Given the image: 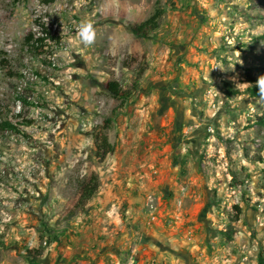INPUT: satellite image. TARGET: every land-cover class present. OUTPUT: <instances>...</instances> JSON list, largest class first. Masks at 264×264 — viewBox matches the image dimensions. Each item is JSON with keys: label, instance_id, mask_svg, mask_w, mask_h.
<instances>
[{"label": "rangeland", "instance_id": "obj_1", "mask_svg": "<svg viewBox=\"0 0 264 264\" xmlns=\"http://www.w3.org/2000/svg\"><path fill=\"white\" fill-rule=\"evenodd\" d=\"M156 8L158 28L133 36L127 24ZM29 32L45 37L39 52ZM262 33L264 0H0V119L18 128L0 131V246L17 243L20 217L44 218L42 204L65 219L89 174L107 168L95 134L115 146L126 104L136 144L118 171L139 172L140 186L133 205L108 209L117 222L92 264H257L264 96L246 88L264 80ZM109 79L127 101L103 88Z\"/></svg>", "mask_w": 264, "mask_h": 264}, {"label": "crops", "instance_id": "obj_2", "mask_svg": "<svg viewBox=\"0 0 264 264\" xmlns=\"http://www.w3.org/2000/svg\"><path fill=\"white\" fill-rule=\"evenodd\" d=\"M108 45L110 46L109 43ZM142 94H146L145 90ZM126 107L124 104L116 117L119 135L114 151L106 155L107 168L105 171H95L99 185L96 194L87 202L88 209L57 223L51 216L50 209L46 210L47 207L50 208L47 203V206L42 204L37 207L44 218H38L37 215L31 218L20 217L16 221L17 232L11 234L17 243L10 247L6 245L8 241L1 243L0 264H28L25 249L39 247L43 249L39 264H92L91 257L96 255L99 246H104L103 237L107 235L110 225L117 222L112 210L108 209L119 207L124 200L129 205L137 200L130 193L133 188L140 186V173L127 177L122 171H118L120 165L131 158L135 151V148L130 151L129 147L136 144L124 137L125 128H132V120L129 123L128 117L122 114ZM44 221L53 229V234L57 233V239L47 237Z\"/></svg>", "mask_w": 264, "mask_h": 264}, {"label": "trees", "instance_id": "obj_3", "mask_svg": "<svg viewBox=\"0 0 264 264\" xmlns=\"http://www.w3.org/2000/svg\"><path fill=\"white\" fill-rule=\"evenodd\" d=\"M162 9L156 8L153 13L145 20L139 23H129L127 24L128 29L135 37L140 38H149L153 31L158 28L159 19L162 15ZM40 28L42 32L46 34L45 27L41 24ZM45 37L36 36L34 37L33 33L29 32L24 40L26 43L32 42V48L34 51H38L39 43H42ZM264 41V33L255 37L254 43ZM39 52V51H38ZM103 88L111 95V97L119 99L121 103L127 101L130 97L131 91L124 90L121 88L118 81L109 79L102 82ZM224 92L228 95L235 93L236 91L232 89L229 83H224ZM246 92L251 97L264 96V80L255 82V80L246 88ZM1 115V113H0ZM111 121L109 117H105L103 125L99 128L106 129L108 128V123ZM253 124L258 128L264 130V112L258 114L254 117ZM8 129L18 130L17 126L11 123L9 119H0V131H6ZM95 156L99 161H103L106 158L108 153H112L115 149L113 143L108 141V138L105 134L98 131L95 134ZM98 176L95 173H90L87 179L80 185L78 198L76 199L74 205L69 208L65 214V218L68 219L74 216L78 210L86 211L88 209L87 202L96 194L98 190ZM48 238L57 239V235L53 234V229L47 231ZM43 254V249L39 248H27L25 249V258L28 264H39V259ZM257 264H264V253L262 250H259L257 254Z\"/></svg>", "mask_w": 264, "mask_h": 264}, {"label": "built area", "instance_id": "obj_4", "mask_svg": "<svg viewBox=\"0 0 264 264\" xmlns=\"http://www.w3.org/2000/svg\"><path fill=\"white\" fill-rule=\"evenodd\" d=\"M42 24V23H41ZM40 24V25H41ZM40 25L38 26L39 28H40ZM40 30H41V28H40ZM41 33H42V30L40 31ZM43 34V33H42ZM17 102H19V100H17ZM19 106V105H18ZM44 244H45V242H44Z\"/></svg>", "mask_w": 264, "mask_h": 264}, {"label": "clouds", "instance_id": "obj_5", "mask_svg": "<svg viewBox=\"0 0 264 264\" xmlns=\"http://www.w3.org/2000/svg\"><path fill=\"white\" fill-rule=\"evenodd\" d=\"M87 27H88V28H90L91 26H90V25H88Z\"/></svg>", "mask_w": 264, "mask_h": 264}]
</instances>
